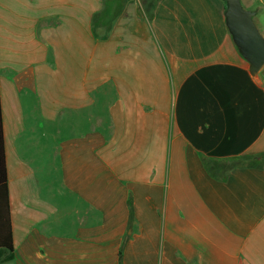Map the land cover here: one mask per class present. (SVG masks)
<instances>
[{
	"label": "crops",
	"instance_id": "1",
	"mask_svg": "<svg viewBox=\"0 0 264 264\" xmlns=\"http://www.w3.org/2000/svg\"><path fill=\"white\" fill-rule=\"evenodd\" d=\"M225 11L0 0L3 264H264V75Z\"/></svg>",
	"mask_w": 264,
	"mask_h": 264
},
{
	"label": "water",
	"instance_id": "2",
	"mask_svg": "<svg viewBox=\"0 0 264 264\" xmlns=\"http://www.w3.org/2000/svg\"><path fill=\"white\" fill-rule=\"evenodd\" d=\"M229 32L240 53L256 77L264 67V35L254 22V12L245 9L241 0H224Z\"/></svg>",
	"mask_w": 264,
	"mask_h": 264
},
{
	"label": "trees",
	"instance_id": "3",
	"mask_svg": "<svg viewBox=\"0 0 264 264\" xmlns=\"http://www.w3.org/2000/svg\"><path fill=\"white\" fill-rule=\"evenodd\" d=\"M239 161H232V166ZM122 254L120 252V261ZM15 259L14 235L10 205V191L7 183L0 185V263H8Z\"/></svg>",
	"mask_w": 264,
	"mask_h": 264
},
{
	"label": "rangeland",
	"instance_id": "4",
	"mask_svg": "<svg viewBox=\"0 0 264 264\" xmlns=\"http://www.w3.org/2000/svg\"><path fill=\"white\" fill-rule=\"evenodd\" d=\"M260 20H261V23H262V26H260L259 28V30H260V32L264 35V10H261V12H260ZM260 73L262 74V75H264V67H263V69L260 71Z\"/></svg>",
	"mask_w": 264,
	"mask_h": 264
}]
</instances>
